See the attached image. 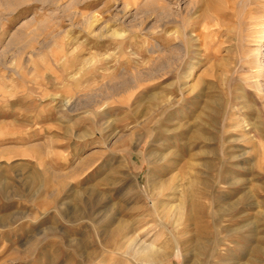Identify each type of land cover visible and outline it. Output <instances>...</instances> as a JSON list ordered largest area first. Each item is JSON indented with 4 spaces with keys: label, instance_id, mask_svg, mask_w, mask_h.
Segmentation results:
<instances>
[{
    "label": "rangeland",
    "instance_id": "obj_1",
    "mask_svg": "<svg viewBox=\"0 0 264 264\" xmlns=\"http://www.w3.org/2000/svg\"><path fill=\"white\" fill-rule=\"evenodd\" d=\"M192 5L0 2V264H264V0Z\"/></svg>",
    "mask_w": 264,
    "mask_h": 264
},
{
    "label": "bare ground",
    "instance_id": "obj_2",
    "mask_svg": "<svg viewBox=\"0 0 264 264\" xmlns=\"http://www.w3.org/2000/svg\"><path fill=\"white\" fill-rule=\"evenodd\" d=\"M20 0H0V2L3 4V7H5L4 5H15L17 3H19ZM195 2H197V0H191V6H193L192 4H194ZM153 3V2H152ZM151 5V4H150ZM166 9V8H165ZM166 12L168 10H165ZM187 11V9L185 10ZM169 14V12H168ZM171 14V13H170ZM251 23V22H249ZM92 24V23H91ZM252 24V23H251ZM15 40V39H14ZM12 43V42H11ZM172 48V47H170ZM173 49V48H172ZM175 49H176V46H175ZM171 51V50H170ZM173 53V52H172ZM168 55V54H167ZM171 55V53H170ZM166 56V55H165ZM173 57V56H172ZM169 60V59H167ZM166 60V61H167ZM165 61V62H166ZM171 61V60H170ZM169 61V62H170ZM164 62V61H163ZM168 62V63H169ZM173 62V61H172ZM171 62V63H172ZM170 63V64H171ZM174 63V62H173ZM169 65V64H168ZM174 65V64H173ZM166 66V65H165ZM170 66V65H169ZM168 67V66H167ZM172 67V66H171ZM167 69V68H166ZM170 70V69H169ZM167 73V72H165ZM170 74V73H169ZM244 137V136H243ZM242 137V138H243ZM33 176V175H32ZM35 176V175H34ZM31 177V176H30ZM36 177V176H35ZM55 180V179H54ZM63 180L61 178L57 179L56 181V184L58 185L57 187H62L63 186ZM150 181V180H149ZM151 183V181H150ZM51 184V183H50ZM152 184H156V192H154L152 194V198L153 199H159V204L158 206L160 208V211H162L160 213V216L161 218L165 219L166 217L169 216V212L168 210L170 211L171 209H168L167 210L165 209L166 207V204L163 202V200L161 198H163V196H167L168 197V194H173L175 193V189H176V185H173V182H164V181H158L157 183H152ZM2 185V184H1ZM4 188V185L2 186ZM55 187V186H54ZM65 187V186H64ZM2 188V189H3ZM37 191V190H36ZM39 191V190H38ZM1 192V191H0ZM83 193H84V199H83V202H84V208L82 209V214H80L81 212H78V211H72L71 212V217H75L76 218H79L81 217V215H85L87 218L91 219L92 216H93V209H92V205H91V201L95 199H99V194L97 195L96 192L93 190V188H85L83 190ZM102 196V195H101ZM183 197V196H182ZM74 198V197H73ZM187 198V196L185 197V199ZM77 199V198H76ZM184 198H181L179 204L177 206H175V214L177 215V218L175 220H178V218L182 215V206H183V203H184ZM195 200V199H194ZM75 201V200H74ZM98 201V200H97ZM188 202V201H187ZM186 202V203H187ZM196 203V201H193ZM39 205H46L48 204V201L46 199H40ZM191 204V203H190ZM98 206V205H97ZM196 206H200V204L197 202L196 203ZM39 207V206H38ZM193 208V207H191ZM146 209V208H145ZM75 210V209H74ZM80 211V210H79ZM174 212V211H173ZM67 214V213H66ZM146 214V213H145ZM107 213H106V208L104 209V212L103 214H101V216L98 218V220L101 221H105L106 218H108L107 216ZM192 215V214H191ZM95 218V217H94ZM191 218V217H190ZM192 219V218H191ZM77 220V219H76ZM167 220V219H166ZM8 221V218L4 217V216H0V224L1 223H4V222H7ZM106 223V222H105ZM137 225V224H136ZM126 226V227H125ZM126 228L127 232L125 233L124 229ZM131 230V228H130ZM129 228L127 225H125V223H123L122 221L118 222L115 229L113 231H111V233H109L108 235H105V237L103 238V244L105 246H110L111 244H113L115 241H117L118 243L120 242V240H123V242H125V251L128 253V254H132V255H137L139 256V258H141L142 260L144 261H147V260H151L153 259L154 257H156V255H158L157 253V250L153 247V242L152 241H146L145 239H142L141 235L143 234H146V232L148 231V226L146 225V223L144 222H140L138 223L137 227L135 228V231L133 232H130ZM104 232V231H103ZM37 238V237H36ZM32 239V238H31ZM117 243V244H118ZM122 244V243H121ZM33 245V243L29 244V247H31ZM82 245V244H81ZM120 245V243H119ZM121 246V245H120ZM76 247V246H75ZM78 247V246H77ZM81 247V246H80ZM111 247H114V246H111ZM117 247V246H116ZM121 248V247H120ZM24 249H26V247L24 246L23 248V253H24ZM119 249V248H118ZM19 250V249H18ZM17 251V250H16ZM31 251V250H30ZM43 253V252H41ZM92 253V252H91ZM91 255V254H90ZM92 256V255H91ZM19 257L23 258V255L19 254ZM95 257V256H94ZM93 257V258H94ZM136 257V256H135ZM92 258V259H93ZM91 257H87V258H83L82 261H79L80 263L78 264H85V263H88V261H90ZM91 259V260H92ZM69 261V260H67ZM74 261V260H73ZM6 263V261H4ZM4 263V264H5ZM72 264V263H71ZM77 264V262H76Z\"/></svg>",
    "mask_w": 264,
    "mask_h": 264
}]
</instances>
